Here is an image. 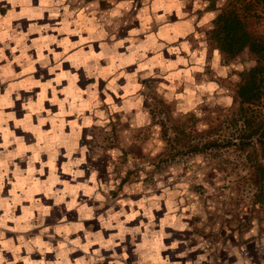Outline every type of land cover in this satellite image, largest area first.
<instances>
[{
    "label": "crops",
    "instance_id": "obj_1",
    "mask_svg": "<svg viewBox=\"0 0 264 264\" xmlns=\"http://www.w3.org/2000/svg\"><path fill=\"white\" fill-rule=\"evenodd\" d=\"M226 4L0 0L5 264H264V153L229 136L256 63L218 49Z\"/></svg>",
    "mask_w": 264,
    "mask_h": 264
},
{
    "label": "trees",
    "instance_id": "obj_2",
    "mask_svg": "<svg viewBox=\"0 0 264 264\" xmlns=\"http://www.w3.org/2000/svg\"><path fill=\"white\" fill-rule=\"evenodd\" d=\"M208 1L214 7L218 0ZM244 6L246 16L252 11L257 14L256 7L264 6V0H246ZM212 36L226 58L235 59L243 52H247L250 59L256 63L254 67L241 73V83L237 89V96L242 103L240 115L245 119L246 130L240 139L257 138L264 153V120L260 121L255 111L246 117L247 111L243 107L245 104L250 106L262 104L261 100L264 99V36L256 38L249 31L245 18L235 10L222 11L214 23Z\"/></svg>",
    "mask_w": 264,
    "mask_h": 264
},
{
    "label": "rangeland",
    "instance_id": "obj_3",
    "mask_svg": "<svg viewBox=\"0 0 264 264\" xmlns=\"http://www.w3.org/2000/svg\"><path fill=\"white\" fill-rule=\"evenodd\" d=\"M245 3L246 0H227V4L225 6V8L222 10L226 11V10H235L237 11L241 16H243L248 24V28L249 31L256 37H263L264 36V6H259L256 7L257 14H255L254 11L250 12L249 14H247L244 12L245 9ZM244 53V52H243ZM247 53V52H245ZM241 57H236L237 58H241L243 57V62L246 64V66H249L254 60L250 61V55H246V54H242L240 55ZM251 69V68H250ZM254 107H257V104L253 105ZM251 109V108H250ZM253 112L251 111L250 114H252ZM237 126V125H236ZM224 130L227 131L229 130V127H226L224 125V121L221 122L220 125H218V132H222V134L224 133ZM240 129L236 128V127H232V130L230 131V138L231 140H236L238 139V137L241 136V134L239 133ZM257 140V138H255Z\"/></svg>",
    "mask_w": 264,
    "mask_h": 264
},
{
    "label": "built area",
    "instance_id": "obj_4",
    "mask_svg": "<svg viewBox=\"0 0 264 264\" xmlns=\"http://www.w3.org/2000/svg\"><path fill=\"white\" fill-rule=\"evenodd\" d=\"M246 194H247L246 195V199L247 200L253 199L254 193H253V190L252 189H249L248 193H246ZM208 246L211 247L212 246V243L211 242H208ZM243 254H244V256H248L249 255L248 249H246ZM215 264H225V263H223L221 261H218Z\"/></svg>",
    "mask_w": 264,
    "mask_h": 264
},
{
    "label": "clouds",
    "instance_id": "obj_5",
    "mask_svg": "<svg viewBox=\"0 0 264 264\" xmlns=\"http://www.w3.org/2000/svg\"><path fill=\"white\" fill-rule=\"evenodd\" d=\"M9 3H12L13 0H8ZM14 251H18V249H14ZM0 264H5V262L3 261V258L0 257Z\"/></svg>",
    "mask_w": 264,
    "mask_h": 264
}]
</instances>
